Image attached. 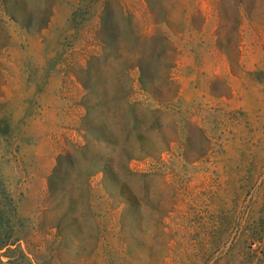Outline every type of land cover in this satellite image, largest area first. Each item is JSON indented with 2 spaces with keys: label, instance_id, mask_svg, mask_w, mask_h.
I'll use <instances>...</instances> for the list:
<instances>
[{
  "label": "rangeland",
  "instance_id": "rangeland-1",
  "mask_svg": "<svg viewBox=\"0 0 264 264\" xmlns=\"http://www.w3.org/2000/svg\"><path fill=\"white\" fill-rule=\"evenodd\" d=\"M0 123L39 264H264V0H0Z\"/></svg>",
  "mask_w": 264,
  "mask_h": 264
},
{
  "label": "trees",
  "instance_id": "trees-1",
  "mask_svg": "<svg viewBox=\"0 0 264 264\" xmlns=\"http://www.w3.org/2000/svg\"><path fill=\"white\" fill-rule=\"evenodd\" d=\"M110 2H113V0H108ZM106 20H103L102 17L100 19V32L106 31V29L112 27L107 26ZM104 45L107 43L102 42ZM108 44H111L110 42ZM173 66H171L172 68ZM133 71H137L138 75V85H139V91L141 92V96L144 98L141 101L134 100V102L131 103L132 107L140 106L145 107V104L147 101H152L154 103V111L157 113H163L165 108L163 107L164 103L163 101L159 100V97L162 94L161 87L158 85L156 89L149 90L147 88V84L145 81V78L147 76V72L145 71V68L142 67L139 64L131 65L130 69L128 70V73L130 72V80H131V91L130 93H127L123 97V101H129V98H132L133 95L137 94V92L133 91L134 86V80L131 78V74ZM170 73L167 75V79H170ZM151 80L150 82H152ZM82 84V83H80ZM1 128V123H0ZM71 154L68 152L65 155H59L56 158V166L54 167L52 171V175H57L56 179L58 182L62 185L65 183V180L67 179V170L65 167H63V162H65L66 157H70ZM145 158L150 157V155H147V153L144 155ZM100 172L104 173V167H99V169L91 174H89L86 178V187L89 189L90 187V179ZM104 180V178L101 180V182ZM48 187L51 184L50 178L48 179ZM0 197L5 198L3 194L0 192ZM8 202H13L12 197L8 198ZM16 207V205H15ZM20 220L16 217V215H0V251L5 250V252L10 251L13 253L18 254L21 258L27 261L28 264H39L38 257L36 256L38 250L35 251L33 249V239L35 238L32 233H24V231L21 229V224L19 222ZM56 228V227H55ZM45 241H42L41 244H44ZM22 244H24V248L22 247ZM40 244V247L43 248V246ZM40 248V249H41ZM2 254L0 253V259L2 257ZM1 262V260H0Z\"/></svg>",
  "mask_w": 264,
  "mask_h": 264
}]
</instances>
